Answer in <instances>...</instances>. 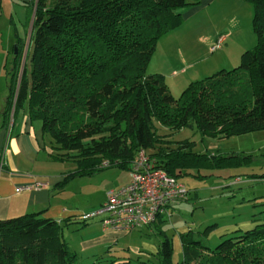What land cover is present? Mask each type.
<instances>
[{"label":"trees","instance_id":"obj_1","mask_svg":"<svg viewBox=\"0 0 264 264\" xmlns=\"http://www.w3.org/2000/svg\"><path fill=\"white\" fill-rule=\"evenodd\" d=\"M203 1L29 0L33 48L21 73L24 44L14 47L3 116L7 122L12 109L13 117L27 112L42 123L53 160L78 163L59 188L105 168L131 171L143 149L179 180L191 170L250 164L235 154H197L194 142L160 133L188 128L202 138L225 139L264 130V0H243L254 6L258 44L245 52L239 67L192 82L178 99L163 74L148 73L160 40L183 24L181 10ZM44 213L0 221V264L79 263L63 229L88 222L80 220L81 214L59 222ZM168 223L161 216L146 227L159 239L158 264H175L174 238L164 229ZM253 223L215 249L192 230L179 233L180 264H264V220Z\"/></svg>","mask_w":264,"mask_h":264},{"label":"rangeland","instance_id":"obj_2","mask_svg":"<svg viewBox=\"0 0 264 264\" xmlns=\"http://www.w3.org/2000/svg\"><path fill=\"white\" fill-rule=\"evenodd\" d=\"M27 3L24 0H0V135L3 130L1 125L6 121L3 101L9 94V72L13 68L14 47L24 44L23 61L33 48L31 36L34 17L29 7L31 2L29 5ZM181 11L183 15L187 12L186 9ZM254 14V6L249 2L215 0L207 8L186 17L180 27L160 40L148 73H164L171 94L178 99L192 82L239 67L245 52L258 44L253 26ZM222 36L226 38L225 42L221 48L213 51L211 46L216 45ZM23 61L21 73L25 64ZM174 70H177L176 75ZM21 113L13 117L12 109L7 117V130H4L8 138L12 136L13 129L10 122L20 117ZM160 133H171L174 141L194 142V152L197 154H235L238 159L251 161L247 166L233 169L215 166L211 170L189 171L180 180L190 191L188 200L173 210L172 222L164 226L169 236L175 239L179 233L192 230L206 246L215 249L232 234L230 229L234 230L242 223L264 220V130L225 139L202 138L195 129L188 128ZM42 157L48 158V155L43 154ZM52 163V172L64 176L77 171L79 166L77 162L69 160H53ZM130 180V170L105 168L92 175L70 179L63 190L55 191V198H62L61 202L72 211L91 213L100 209L110 191L122 188ZM36 212L30 211L29 214ZM101 219L96 217L89 223ZM209 226H214V229L206 234ZM92 227H84L78 222L64 226L63 238L78 255V264H112L113 260H117L118 264L129 261L140 264L150 260L153 264L159 263L156 250L147 246V243L159 246L158 237L149 228L129 234L122 232L126 235L110 248L100 246L97 249H83V241L89 238L86 230ZM136 248L149 255L139 254ZM182 259V252H175V264H180Z\"/></svg>","mask_w":264,"mask_h":264},{"label":"crops","instance_id":"obj_3","mask_svg":"<svg viewBox=\"0 0 264 264\" xmlns=\"http://www.w3.org/2000/svg\"><path fill=\"white\" fill-rule=\"evenodd\" d=\"M24 1L29 3V0ZM213 2L215 0H204L201 6L186 9L184 20L186 17L207 8ZM180 56L182 58V54ZM173 73L176 75L177 70H174ZM158 74L165 76L162 72H158ZM6 98L3 101L4 105H6ZM22 112L19 114L20 117L9 124L13 128L12 136L9 138L5 135L6 121L4 120L1 125L3 130L0 135V221L20 217L29 214L30 211L45 212L46 218H53L59 222L68 217L82 214L83 212L80 211H72L61 202L62 198H55V191L63 190L65 187L59 188L60 183L64 181V174L52 172L53 149L48 138L43 134L42 123L31 120L27 112ZM5 128L6 130H4ZM43 154H47L48 158L42 157ZM38 184H42V187L38 188ZM22 187H28V189L18 192V189ZM90 225L93 227L86 230L89 238L83 241V249H97L100 246L110 248L123 235H126L119 231H104L100 221L88 222L84 227H90ZM254 225L253 222L242 223L230 231L234 232L240 229L246 231L253 228ZM98 231L100 232L98 233ZM173 241H175L174 251L181 253L182 245L179 236ZM156 245L147 243L148 247L158 252ZM136 251L141 255L143 253L149 255L148 252H143L139 248H136Z\"/></svg>","mask_w":264,"mask_h":264},{"label":"built area","instance_id":"obj_4","mask_svg":"<svg viewBox=\"0 0 264 264\" xmlns=\"http://www.w3.org/2000/svg\"><path fill=\"white\" fill-rule=\"evenodd\" d=\"M225 40L224 36L220 37L212 50L221 48ZM109 165V162L103 163L104 167ZM130 172L131 180L127 185L110 191L100 209L82 213L80 220L89 222L102 217L100 223L104 231L124 233L144 229L156 223L161 216L172 222L173 210L188 200V187L158 168L155 160L144 149L138 153ZM37 187H42V184ZM24 189L28 187L19 188L18 192Z\"/></svg>","mask_w":264,"mask_h":264},{"label":"water","instance_id":"obj_5","mask_svg":"<svg viewBox=\"0 0 264 264\" xmlns=\"http://www.w3.org/2000/svg\"><path fill=\"white\" fill-rule=\"evenodd\" d=\"M34 17V16H33ZM34 20V19H33ZM32 27H33V24H32ZM25 61H23V64H24ZM24 66V65H23Z\"/></svg>","mask_w":264,"mask_h":264}]
</instances>
